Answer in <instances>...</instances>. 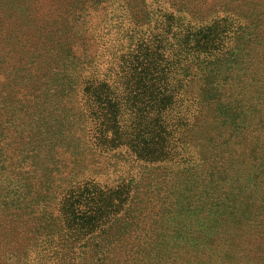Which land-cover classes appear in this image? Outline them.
Segmentation results:
<instances>
[{"label":"rangeland","instance_id":"obj_1","mask_svg":"<svg viewBox=\"0 0 264 264\" xmlns=\"http://www.w3.org/2000/svg\"><path fill=\"white\" fill-rule=\"evenodd\" d=\"M209 2L215 12L201 21L162 0H100L97 6L93 0H0V182L14 211L36 201L39 210L53 212L51 219L40 214L46 221L35 230L33 264L123 263L141 244L152 260L161 254L164 264H264V71L257 85L263 99L253 102L261 111L252 116L240 112L229 91L218 104L205 77L215 67L224 74L233 69V76L252 60L264 70V0ZM143 42L154 52H171L165 65H191L203 74L200 98L215 107L202 116L203 130L223 129L220 137L228 140L224 180L208 182L217 185L213 210L198 212L207 201L198 196L189 210L181 204L139 214L134 204L139 193L125 181L137 178L142 166L186 171L209 150L167 147L159 135L166 121L150 138L129 125L126 110L118 114L123 82L133 80L143 95L157 83L150 78L157 71L152 60L142 58ZM77 49L84 66L73 57ZM96 72L102 80L93 84ZM176 84L181 91L182 81ZM78 89L109 109L94 113L90 101H78ZM172 99L181 107L185 97L176 92ZM156 138L160 144H148ZM166 150L174 159L144 160ZM97 163L103 171L90 168ZM49 168L50 188L29 191L31 181L49 180Z\"/></svg>","mask_w":264,"mask_h":264},{"label":"trees","instance_id":"obj_2","mask_svg":"<svg viewBox=\"0 0 264 264\" xmlns=\"http://www.w3.org/2000/svg\"><path fill=\"white\" fill-rule=\"evenodd\" d=\"M85 0H82L84 3ZM169 4L170 8L182 9V11L188 12L194 20L204 21L209 15L215 12V5L211 4L209 0H162ZM100 0H93V5L97 6ZM139 6V5H138ZM140 8V7H139ZM143 13L150 15L147 4L145 9L143 8ZM141 12V10H139ZM137 16V14H136ZM63 32L61 36H63ZM146 40V39H145ZM147 41V40H146ZM60 43V42H59ZM62 43V42H61ZM60 43V45H61ZM144 45V54L142 58L152 60L149 62L151 66H155L157 69L154 75H151V80H156L157 83L152 84L155 86L152 90H149L148 95H143L138 92L135 87L133 80H126L123 82L126 89V98L118 100V114L123 113L125 110L131 115V121L129 125L134 127V130L141 132L153 138V132L158 128V124L163 126L165 132L159 133L161 135V144H166V146H173L174 148L184 149L187 147L198 148L200 151L204 148H209L205 150L203 155L199 153V156L196 160H201L200 162L193 164L189 170L184 171V167L179 169H169L158 163L156 168H153L152 165L145 164L138 171L137 178H131L130 181L125 182H134L135 183V192L137 194V199L134 204L137 205L139 209V214H150L155 211L158 207H169L172 208L175 206V209L183 204L188 210L198 206L199 198H206V202L203 204L202 208H197L196 210L200 213H205L207 210H213L214 204H211L210 200H219L218 193L215 190V185H209L210 180L214 182L223 181L224 177L222 176L223 168L227 164L226 153H224L225 148L228 147V140L222 138L224 135V130L221 129L220 132H205L203 129V117L205 116L207 107H213L214 104L212 100L208 99L202 101L200 98L202 91L201 79L203 74L199 69L193 68L190 66L181 65L179 68H174L168 64H164L162 61L171 53L167 52L165 49L159 52H154V49H148L149 45L146 42ZM29 46H32L31 43L26 42ZM81 44V43H80ZM161 40L157 41L154 46L160 47ZM151 51V52H150ZM34 51H27L26 53H33ZM63 52V51H62ZM61 56L62 62L63 58L66 57V54L63 52ZM82 51L77 49V52L74 54V59L76 64L79 66H84L86 63L80 55ZM132 58L136 54H131ZM174 55V53H172ZM249 61H251L252 54H247ZM80 56V57H78ZM79 62H78V60ZM189 59V58H187ZM130 60V59H129ZM158 60L159 63L156 62ZM131 61V60H130ZM145 62V63H147ZM252 65L242 66V70L238 74H232V70H228L229 73L224 74L223 68H212L209 74L210 76L205 75L206 78L212 83L211 87L214 89V95L217 100L221 99L225 91H229L231 97H233L236 103H240V112L241 113H250L251 116L255 112H260L261 110L253 106L254 101H261L263 95L257 90L258 82L262 81L263 77V66L255 65L256 63L251 61ZM49 64H46L43 69H46ZM131 68V67H130ZM81 73V72H80ZM98 72L93 76L92 83L99 82L102 80L98 78ZM176 81H182V90L179 91V86L176 84ZM113 89V86L110 85ZM117 88V87H114ZM185 88V89H184ZM205 90H208V86H205ZM216 91V92H215ZM183 94L185 99L182 101L181 107L174 105V100L172 99L174 95ZM78 101L83 97L82 103L85 105L87 101H90L93 112L96 110L106 112L107 106H104L103 103L92 94H87L88 96H82L81 91H77ZM173 96V97H172ZM167 99H171L170 103H167ZM71 103V101H69ZM115 102L113 101L112 104ZM75 105V104H74ZM176 106V107H175ZM173 111V112H172ZM247 117L246 115H244ZM98 119V118H97ZM246 119V118H245ZM231 122L224 120V124ZM95 126H99V122L94 121ZM60 126H64L63 120H59ZM222 133V135L220 134ZM222 136V137H220ZM24 135H22L23 138ZM17 140L19 137H16V140L13 144L17 145ZM230 142V141H229ZM231 143V142H230ZM149 145L157 146L160 144L159 139L156 138ZM140 146V144H138ZM141 147V146H140ZM15 149L17 147H14ZM198 150V151H199ZM229 153V152H228ZM140 153L136 155L139 157ZM176 155V154H175ZM171 150H166L161 152L156 156H149L144 158V160H172L174 159ZM230 155V160L232 159ZM141 158V156L139 157ZM190 160H194L190 158ZM204 160V161H203ZM152 168H151V167ZM101 172L103 168L99 167V163L90 168H95ZM121 167V165H120ZM51 177L46 180L35 179L28 189L33 190L36 186L44 185V188H50L52 175L54 174L52 169L49 168ZM63 176V174L61 175ZM63 178V177H62ZM227 174L225 176V181L227 182ZM132 180V181H131ZM30 184V182L28 183ZM3 185V186H2ZM4 184L0 182V264H33L30 259V248L33 244V241L36 237L35 230L40 227L38 222L45 223V219L41 218L40 214L43 211H46V218H52L53 212L49 209L39 210L36 201L24 202L23 205L17 210L14 211L7 203L10 201V197L3 192ZM50 190V189H49ZM190 196V197H189ZM198 196V199L196 197ZM188 197V198H186ZM191 197H194L195 200H188ZM214 200V202H215ZM24 205H27L24 208ZM213 206V207H212ZM219 208V205L215 207V210ZM48 214V216H47ZM144 230V229H142ZM147 244H141L132 255H128L126 260L123 263H113V262H103L102 264H164L163 257L161 254L156 253L157 260H152L149 254H146L148 246ZM155 254V253H154ZM153 256V255H152ZM151 263V264H152Z\"/></svg>","mask_w":264,"mask_h":264}]
</instances>
